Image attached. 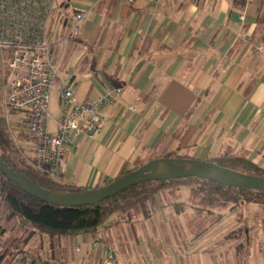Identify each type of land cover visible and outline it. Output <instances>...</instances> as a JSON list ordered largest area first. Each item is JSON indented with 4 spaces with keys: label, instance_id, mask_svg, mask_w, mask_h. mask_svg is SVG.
<instances>
[{
    "label": "crops",
    "instance_id": "obj_1",
    "mask_svg": "<svg viewBox=\"0 0 264 264\" xmlns=\"http://www.w3.org/2000/svg\"><path fill=\"white\" fill-rule=\"evenodd\" d=\"M255 1L210 8L202 0H56L50 39L57 43L58 98L67 85L80 100L122 88L119 102L105 108L99 135L73 136L58 177L90 190L172 154L212 160L228 153L264 168V53L257 50L264 44V0L249 13ZM77 13L85 14L79 34L65 40ZM129 105L135 110L121 114ZM3 111L22 142L28 113L4 105ZM162 197L149 215L114 213L96 233L68 236L69 254L76 264H105L108 245L123 264H224L215 257L227 246L187 251L178 245L169 213L200 212ZM47 243L45 250L65 256Z\"/></svg>",
    "mask_w": 264,
    "mask_h": 264
},
{
    "label": "built area",
    "instance_id": "obj_2",
    "mask_svg": "<svg viewBox=\"0 0 264 264\" xmlns=\"http://www.w3.org/2000/svg\"><path fill=\"white\" fill-rule=\"evenodd\" d=\"M123 1L131 4L137 0ZM149 1L155 5L163 2ZM55 5L56 0H0V60L7 69L3 105L13 111L28 113V133L35 146L37 162L47 165L53 176H60L68 143L75 135L95 137L103 131L107 122L105 108L119 102L122 88L80 100L72 86H65L60 92L56 131H51L50 95L58 74L57 43L50 39ZM84 17V13H77L74 24L62 38L75 39ZM257 50L264 53V44ZM126 108L135 110L134 105L124 106L121 114ZM4 203L0 195V206ZM99 243V240L95 242L96 245ZM103 251L105 264H123L108 245H103ZM13 264H39V261L28 250H22Z\"/></svg>",
    "mask_w": 264,
    "mask_h": 264
},
{
    "label": "trees",
    "instance_id": "obj_3",
    "mask_svg": "<svg viewBox=\"0 0 264 264\" xmlns=\"http://www.w3.org/2000/svg\"><path fill=\"white\" fill-rule=\"evenodd\" d=\"M21 135L23 138L26 137L25 134ZM28 135L30 134L28 133ZM0 154L11 166L24 172L31 180L42 187L73 192L85 190L76 185L63 182L58 176H53L47 165L39 164L35 157L28 158L24 154L23 146L15 145L12 134L8 132L1 93ZM211 161L246 173L264 176V168L245 157L224 153ZM126 172L128 171H124L121 175ZM181 186H186L189 189L190 198L194 204L192 206L200 213L204 211L214 213L215 209L233 211L241 207L243 203L250 201L264 205V192L261 190L237 185H222L206 178L189 176L147 180L96 204L59 206L44 202L24 192L17 184L8 180L0 172V195L8 208L35 235L49 242L56 235L75 236L96 233L107 224L114 213L129 215L132 212L141 211L149 215L150 205L155 202L157 195L162 190ZM175 205L179 209L183 208L182 202ZM238 214L242 216L241 212ZM222 216L223 214L219 212L218 218H222ZM30 242V238L11 221L9 216L0 211V264L6 258V264H13L17 253L22 250H28L39 261V264H60L58 259L52 260L51 258L49 260L45 258L43 251L27 247Z\"/></svg>",
    "mask_w": 264,
    "mask_h": 264
},
{
    "label": "rangeland",
    "instance_id": "obj_4",
    "mask_svg": "<svg viewBox=\"0 0 264 264\" xmlns=\"http://www.w3.org/2000/svg\"><path fill=\"white\" fill-rule=\"evenodd\" d=\"M202 0V4H207L208 7H220L222 4L228 2L233 4L234 0ZM251 4L252 9H249V13L252 10L258 9L261 5V0H256L255 2L248 3ZM201 6V4H199ZM6 65L3 60H0V82L1 88L0 93L2 96V102L5 96L4 83L6 78ZM56 82V81H55ZM58 85L51 91L50 95V129L54 131L55 123L60 116V104H59V90ZM7 109V107H5ZM10 110V109H9ZM12 134L13 140L16 146H23L24 154L28 158L33 155V145L30 135H26L23 141H17L15 136L14 127L8 130ZM190 155V154H189ZM171 156H177V154H172ZM183 157V156H181ZM188 157V156H185ZM34 158V157H33ZM190 158H193L190 156ZM199 159V158H197ZM214 159V158H213ZM140 166V165H139ZM159 193L158 196H163V202L167 200H172L174 203L182 202L184 205H192V200L190 198V191L186 186L181 188V191H167ZM165 190V189H164ZM172 190V189H171ZM161 194V195H160ZM165 196V197H164ZM178 201V202H177ZM198 205V204H197ZM199 206V205H198ZM0 211L11 219V221L20 228L25 235L30 238V243L27 245L29 248H33L37 251H43L45 258L49 260L58 259L60 264H76L77 260L72 258L68 251H70V245L72 240L69 241L70 245L67 243L69 240L68 236L66 241H63L62 237L56 235L50 242H45L46 240L41 239L39 236L35 235L31 230H29L22 221L12 213L8 206L4 203L0 206ZM222 213V218H218V213ZM241 212L242 216L238 213ZM173 213V212H172ZM180 217L177 213H169V218L172 224V229L174 230V239L178 241V245L184 250H195L198 248H203L212 244L213 250L218 247L227 246L220 254L215 257V261H220L224 264H264V205L258 202L250 201L243 203L239 211H234L231 214V210L215 209L214 213H209L207 211L201 213H191L187 211H182ZM14 215V216H13ZM241 229L240 231H237ZM180 231L181 233L179 234ZM232 232V233H231ZM63 237V238H64ZM153 241V240H152ZM43 243H47V246L53 247V249L65 256L60 258L55 255L49 249L43 247ZM231 243H233L231 245ZM75 257V256H74ZM7 258L1 263L6 264ZM57 261V262H58Z\"/></svg>",
    "mask_w": 264,
    "mask_h": 264
},
{
    "label": "water",
    "instance_id": "obj_5",
    "mask_svg": "<svg viewBox=\"0 0 264 264\" xmlns=\"http://www.w3.org/2000/svg\"><path fill=\"white\" fill-rule=\"evenodd\" d=\"M0 172L10 181L44 202L59 206H82L99 203L127 188L147 180L197 176L222 185H237L264 192V176L246 173L211 160L181 156L157 157L126 172L109 183L73 192L42 187L24 172L11 166L0 154Z\"/></svg>",
    "mask_w": 264,
    "mask_h": 264
}]
</instances>
